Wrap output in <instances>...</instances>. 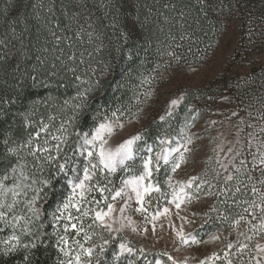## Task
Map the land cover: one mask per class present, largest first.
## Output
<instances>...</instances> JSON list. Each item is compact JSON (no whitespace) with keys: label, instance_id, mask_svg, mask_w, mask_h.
Returning a JSON list of instances; mask_svg holds the SVG:
<instances>
[{"label":"snow or ice","instance_id":"obj_1","mask_svg":"<svg viewBox=\"0 0 264 264\" xmlns=\"http://www.w3.org/2000/svg\"><path fill=\"white\" fill-rule=\"evenodd\" d=\"M198 3L203 5L205 0H198ZM185 15L182 11L181 16ZM11 23L15 25L17 21L13 20ZM11 30L15 33V27H12ZM51 35L55 38L57 45L63 39L69 41L72 39V37L67 36H56L55 32H52ZM75 35L76 38H81L79 32ZM88 35L91 37L92 33H88ZM180 38L183 40L189 37L181 35ZM3 43L4 41L0 40V44ZM167 55L174 58L177 63L181 59L173 51H168ZM0 59H4V57H0ZM56 59L59 60L60 57H56ZM68 59L74 61L75 55L69 56ZM61 63L64 64V61ZM81 63H83L82 60ZM159 67L160 65H157V68ZM52 68H56L55 63L52 64ZM68 71L75 74L76 69L69 68ZM112 71V66L105 64L99 77L94 80L91 78L81 80L80 76H75L76 80L86 83L88 87L82 91L78 90L76 96L72 98L77 101L71 105L73 115L60 122L59 126L55 128L56 134L49 131L51 122L55 120V117L50 115L47 123L41 118L37 124L38 130L34 134H30L26 141L16 147L8 146L10 138L4 139L7 154L19 156L20 151L26 149V154L36 162L33 165L34 168L42 171L45 166L51 165L54 170L49 177L42 180L30 179V176L25 174L27 162L23 157H20L11 169L13 173L18 172V175L14 176L12 184L5 183L8 180L7 175L0 179V225H2L0 231L11 229V235L0 240V257L20 254L22 264H34L35 252L39 247L47 246L45 241L48 236L44 232L45 225L41 220L40 201L47 196L45 189L53 188V181L61 178V174H63L70 191L63 203L57 208V212L53 213V221L57 223L65 221L63 223L65 234L62 235L54 230L51 235L56 237L55 247L65 259L58 257L56 264H93V262L102 264L107 251L106 246L117 239L113 233H120L126 226L123 220L127 221V226L131 227L132 232L138 231L134 221L129 217H122L120 227H113L117 223L113 213L117 210L121 214L125 213L126 208L130 207V201L134 200L138 205L135 212L140 213L143 217L145 227L142 230L147 232L146 225L151 224L152 231L155 232L156 221L161 217L171 215L170 206H174L176 210H181V205L199 200L201 194L217 198L224 196V199L220 201L221 204L228 208L232 205L241 208L238 218L231 219V225L239 228L243 223L245 230L237 231L234 238L231 239L233 233L223 236L225 245L223 256L213 251L211 255L199 260L198 264H215L217 260H223L224 264H264V111L255 117L257 121L261 122L259 125L250 122L246 124L247 128L252 130L246 133L243 143L240 135L244 132V128L238 127L237 139L227 149L231 158L225 157L226 163L221 162L219 158L216 159V163L226 173L223 176L222 185L213 184L201 176H191L187 180L174 181L173 174L183 164L187 163L186 153L192 150L189 146L193 144L194 138H198L189 131L192 127L191 123H185L184 127L177 133L178 138L157 137L159 144L164 145L159 151H155L152 145L147 144L143 149L136 147L137 142L144 140L142 132L129 136L115 146L110 143L113 137L125 128L123 120L125 112L120 109L112 111L110 115H105L104 119L90 132H80L76 129L80 116L88 108L89 96L101 89L103 79ZM50 75L55 76L56 72L53 71ZM93 75H95V70H93ZM31 79L35 82L37 77L33 75ZM141 83L151 84V80L145 77ZM152 94L151 90H146L143 93L144 99L141 100L137 97V103L146 102L151 99ZM185 97L186 94L181 93L177 98L171 99L167 110L159 116V121L165 122L169 117H174L175 109L179 107ZM68 103L69 101H65V105ZM128 111L130 112V109ZM191 111L192 107L189 106V112ZM142 112L143 108H140L136 113H130V115L135 117L138 122ZM32 114L31 111L25 114L26 124L31 123L29 116ZM237 115V112L232 113V116ZM251 115L249 113V116ZM197 116L198 110L191 117V120L194 122ZM131 122L130 119L129 123ZM211 123L215 124L216 121H211ZM245 123L244 118H240L239 125H245ZM69 128L72 129L71 132ZM41 133L45 134L42 142ZM73 135L77 137L75 141H72ZM173 141L175 146H172ZM220 150L223 151V148L221 147ZM141 151L146 154L141 156ZM77 155L83 158L81 167L73 166L76 164L74 157ZM137 158L141 161L140 171L132 174L128 179H122L120 187H115L110 177L118 169L131 171L129 162L134 163ZM162 166L170 170L165 180V184L171 190L170 193L163 191L160 182L155 179V174L161 171ZM220 176V171H216L213 179L219 181ZM217 187L218 191L213 192L212 189ZM93 193H98L100 198L97 199L95 195H92ZM153 193L157 195L153 197ZM238 196H243V199H238ZM118 199L124 201L119 209L115 207ZM153 200H155V204H153ZM229 200H231V204H229ZM73 210L76 215H73ZM210 211L216 212L217 219L222 222L230 221V215L227 212L221 213L216 206H210ZM175 215L183 222H193L187 216H181L179 211ZM192 215L199 214L193 213ZM203 215L208 216V213L205 212ZM85 217L91 219V223L87 225L89 231H86L84 227ZM72 221H76V223H72ZM169 223L171 224V220ZM93 225L102 231H106L109 237L105 238L97 233ZM69 227L75 230L77 236L83 233L85 243L92 241L93 236H98L101 242L92 243L91 246L86 247L85 243L74 240L73 244L76 245L77 250H73L69 246L66 235ZM172 227L176 233V239L181 245H199L222 240V234L213 233L209 241H204L197 238L198 234L185 232L183 224L179 230H176L174 224ZM25 236L29 239L25 240ZM118 249L115 254L117 259L125 254L131 257L137 252L139 255H143L147 251L143 247L137 250L131 246V241L122 238L118 243ZM157 255L166 257L167 262H171V264H187L188 261L187 257L178 261L167 251L158 252ZM167 262L163 259L155 260V264H167ZM128 264H135V261L129 259ZM148 264H152V262H148Z\"/></svg>","mask_w":264,"mask_h":264},{"label":"trees","instance_id":"obj_2","mask_svg":"<svg viewBox=\"0 0 264 264\" xmlns=\"http://www.w3.org/2000/svg\"><path fill=\"white\" fill-rule=\"evenodd\" d=\"M128 1L134 3V8L127 7ZM137 1L139 0H0V40L4 41L0 44V57H4L0 59V179L7 175L6 184L11 185L14 176L18 175V172L13 173L11 169L20 157L27 162L25 174L30 179L39 181L52 174L54 169L51 165L45 166L42 171L34 168L36 162L26 154V149L21 150L19 156L7 154L3 141L6 137L10 138L8 146L16 147L38 130L37 124L41 118L47 123L50 115L55 120L51 122L49 131L56 134L55 128L60 122L73 115L71 105L77 101L72 98L78 90L88 87L86 83L76 80L75 76H80L81 80H94L99 77L105 64H110L113 69L103 79L101 89L89 96L88 108L76 124V129L80 132H90L105 115H110L114 110L128 111L137 73L140 68L147 66L148 58L153 53L149 35L139 38L135 27H130L125 21L128 15L135 14L132 12L135 9L140 15L145 14L144 4L149 5L150 0H142L145 1L143 4ZM166 1L173 2L176 7H187V31L194 41H204L212 33L213 23L202 14L194 0H161V3ZM245 1L248 6L246 18H250L249 21L254 25L251 29L255 30L260 18L264 16V0ZM13 20L17 21L15 25L11 23ZM12 27H15V33L12 32ZM52 32L56 36L72 39H63L57 45ZM77 32L81 34V38H76ZM88 33H92V36L89 37ZM73 54L75 60H69L68 57ZM56 57L60 59L57 60ZM53 63L56 64L55 69L52 68ZM69 68H75V74L68 71ZM53 71L56 72L55 76L50 75ZM33 75L37 77L35 82L31 79ZM263 84L264 65L254 67L244 82L238 79L233 87L239 96L248 92L256 101H260L253 105V111L259 112L264 111V91L259 89ZM252 88L255 89L254 92H250ZM192 95L193 91L188 90L174 117H169L165 122L154 120L143 131L144 140H153L167 130V127L176 125L192 101ZM65 101L69 103L65 105ZM30 111L33 113L29 116L31 123L26 124L24 117ZM69 131L72 129L69 128ZM44 136L41 133V142ZM76 139L73 135L72 141ZM74 159L76 164L73 166L80 167L81 159L78 155ZM165 169L162 166L158 175L162 176ZM122 171H117L110 177L115 187L120 184ZM67 189V180L63 178V174L53 181V188L45 189L47 196L41 199L40 207L44 232L48 234L45 241L47 246L36 250L34 264H56L58 257L65 259L55 247L56 237L51 234L54 230L65 234V221L54 222L53 213L57 212L66 198ZM92 195L100 198L98 193ZM237 198L243 199V196ZM224 208L227 212L232 209L241 210L234 205ZM73 215H76L74 210ZM83 223L85 230L89 231L87 225L91 223V219L85 217ZM93 228L98 232L96 225ZM82 234L77 236L75 230L69 227L66 235L73 250H77L73 241H81ZM9 235L11 229L0 231V240ZM24 239L28 240L29 237L25 236ZM0 264H22L21 256L0 257Z\"/></svg>","mask_w":264,"mask_h":264},{"label":"rangeland","instance_id":"obj_3","mask_svg":"<svg viewBox=\"0 0 264 264\" xmlns=\"http://www.w3.org/2000/svg\"><path fill=\"white\" fill-rule=\"evenodd\" d=\"M194 1L198 4L202 14L214 25L212 33L204 41H194L193 36L187 31L188 21H186L185 16H181L182 11L186 14L187 7H176L171 1L162 4L161 0H150L148 1L149 5L144 4L146 6L145 14L140 15L135 9L132 11L135 14L133 16L128 15L125 19L130 27H135L139 38L143 39L147 34L149 35L153 53L148 58L147 66L140 68L137 73V82L131 94L130 112H125L123 117L125 128L114 136L110 143L115 146V144L135 135L137 132L143 133L154 120H159V116L164 114L171 99L192 90V101L187 105L180 121L176 125L167 127V130L161 132L157 137L164 138L167 136L169 139L177 137V133L184 127L185 123H191L192 127L189 131L198 138H194L193 144L189 146L192 150L186 153L187 163L183 164L173 174V180H187L191 176H201L213 184L222 185L223 176L226 173L216 163V159L219 158L221 162L226 163L225 157L231 158L227 149L237 139L238 127L244 128V132L240 135L243 143L246 133L252 130L247 128L246 124L250 122L259 125L261 123L255 117L263 110L253 111L254 103L260 101H256V98L248 92L239 96L234 90L233 84L238 79L240 82H244L254 67L264 65V16L260 18L257 25L255 24V30H252L254 25L250 22L251 20L249 21L250 18H246L245 11L248 6L245 0H205L203 5L199 4L198 0ZM137 2L145 3L142 0ZM126 5L128 8H134V3L130 1ZM181 35H186L189 38L182 40ZM168 51L175 52L181 58L178 63L174 58L167 55ZM157 65L160 67L157 68ZM145 77L151 80V84L141 83ZM153 77L155 79H152ZM260 84L262 83L260 82ZM259 89L263 92L264 86ZM146 90L152 91L151 99L144 103H137V97L141 100L144 99L143 93ZM254 91L255 89L252 88L250 92ZM189 106L192 107L191 112H189ZM140 108H143V112L140 113L137 122L130 113H136ZM177 109H175L174 115ZM197 110L198 116L193 122L191 117L196 114ZM233 112H237L238 115L232 116ZM249 113L252 115L249 116ZM240 118H244L245 125H239ZM130 119L132 120L131 123H129ZM211 121H216V123L212 124ZM157 137L150 141H139L136 147L143 149L147 144L152 145L155 151H159L164 145L159 144ZM172 146H175L174 141ZM221 147L223 151L220 150ZM145 154L143 151L140 152L141 156ZM79 158L81 159V167L83 158ZM129 164L131 171L117 170H123L118 187H120L122 179H128L129 176L140 171L141 161L139 158L134 163L129 162ZM169 171L166 167L162 176H159L158 173L155 174V179L162 183V190L168 193L171 190L165 184V180ZM216 171L221 173L219 181L213 179ZM69 191L70 187L68 186L67 195ZM212 191H218V187L213 188ZM156 195L153 193V197ZM223 199L224 196L217 198L201 194L199 200L181 205V210H176L174 206H170L171 215L161 217L156 221L155 232L152 231L151 224L146 225L147 232L142 230L145 227L143 217L140 213L135 212L138 205L134 200L130 201V207L126 208L125 213L121 214L118 210L113 213L117 220L113 227H120L122 217H129L134 221L138 231L132 232L131 227L127 226V221L123 220L126 226L120 233H113L117 239L106 246L107 251L102 264H128L129 259L134 260L135 264H148V262L155 264L156 259H163L167 262L166 257L157 255L158 252L163 251L169 252L178 261L184 260L187 257L185 254H188L187 264H198L199 260L211 255L213 251L223 256V249L225 248L223 241L190 246L181 245L176 239V233L172 227L174 224L176 230H179L183 224L185 232L198 234L197 238L204 241H209L213 233L222 234V236L233 233L234 238L237 231L245 230L243 223L239 228L231 225V219L238 218L241 210L232 209L227 212L224 208L225 205L220 203ZM123 204L124 201L118 199L115 207L119 209ZM153 204H155V200H153ZM229 204H231V200H229ZM213 205L221 213L227 212L230 215V221L222 222L217 219V213L210 211V206ZM177 211L180 212L181 216H187L193 222L186 223L179 220L175 215ZM205 212L208 213V216L203 215ZM193 213L199 215H192ZM169 220H171V224ZM98 229L97 233L105 238L109 237L106 231H102L99 227ZM121 238L131 241V246L137 250L143 247L147 251L143 255H139L137 252L131 257L125 254L117 259L115 254L119 250L118 243ZM80 242L85 243L83 234ZM100 242L98 236H93L92 241L85 243V246ZM167 264H171V262H167ZM215 264H224V261L217 260Z\"/></svg>","mask_w":264,"mask_h":264},{"label":"bare ground","instance_id":"obj_4","mask_svg":"<svg viewBox=\"0 0 264 264\" xmlns=\"http://www.w3.org/2000/svg\"><path fill=\"white\" fill-rule=\"evenodd\" d=\"M231 238H233V236H232V237H230V239H231ZM221 241H223V236H222V240H221ZM185 255L188 257V254H185Z\"/></svg>","mask_w":264,"mask_h":264}]
</instances>
